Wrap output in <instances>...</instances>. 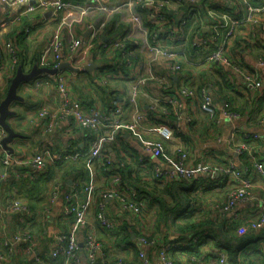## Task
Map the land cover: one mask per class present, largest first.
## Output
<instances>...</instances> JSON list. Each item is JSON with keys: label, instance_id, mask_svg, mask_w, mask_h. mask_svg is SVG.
I'll return each mask as SVG.
<instances>
[{"label": "crops", "instance_id": "crops-1", "mask_svg": "<svg viewBox=\"0 0 264 264\" xmlns=\"http://www.w3.org/2000/svg\"><path fill=\"white\" fill-rule=\"evenodd\" d=\"M79 1V0H77ZM127 0H107L109 6L114 9L111 14L93 13L94 15L84 19L80 14L75 11L74 16L67 17L61 15L56 21L47 17L45 23H40L41 14L36 12L31 14L30 20L25 21L22 19L18 24H10L6 29H0V43L3 40H11L25 55L27 62L37 56L39 60V66L47 67L50 60L48 49H46L48 40H51L53 35L57 34L67 40H81L86 38L90 33L87 31L90 26L98 27L101 23H104L102 32L100 33V43L112 41L118 37H122L127 34L131 40L138 42V46L134 47V50L139 54L137 57L145 63V67L141 71L143 76H147L150 73L154 74H168L167 68L162 64L163 60L156 61L151 66L149 62V55L146 51V39L148 29L152 24V21L148 18V12L143 9H131L127 10L123 8V4ZM193 4L184 2H174L170 7L165 10L166 15L171 20L169 29L171 28L178 34V23L191 14V20L187 23L184 31L183 47L178 48L177 43H170L165 41L163 45L170 51L181 53V65L182 72L171 76L173 85L176 88L181 83H186L194 88H199L203 84L216 82V89H214V100L219 102L221 97H227V99L234 100V104L238 109H244L241 111L242 116L238 119L229 121L220 116L219 104H217V113L214 116H209L203 113L196 102L191 103L185 98H180L179 94L176 95L179 101L184 103V107L181 114L176 116V119H169V125L172 127L174 137L171 141L163 142L165 155L174 158V154L178 148L185 149L189 152V159L196 158L204 163L212 164L215 167H221L228 162L232 163L241 169L247 170V176L251 179L253 185V193L257 200H262L264 204V179L258 174L246 158V156L237 157L233 152V143L237 144L243 141L242 134H259L261 135V148L258 156L264 158V67L260 68L256 62L258 58L264 56V36L260 32V28L264 26V15L258 17V23H245L238 26L235 30L233 37L227 40V50L233 60L238 59V53L244 47H249L248 54L246 53L244 59L246 61L247 72L251 74L256 81V86L250 87L247 82L232 69L221 67L217 64L211 63L207 60L208 52H200L194 50L192 47L193 41L199 38H207L211 33V27L215 23L207 16L208 10H214L220 14L226 13L228 16L240 19L244 16L246 3L258 5L261 1L256 2L254 0H193ZM21 9L3 7L0 4V27L8 18L16 16ZM197 13L196 17L192 20V14ZM133 15L138 16L139 22L133 23L131 17ZM36 23V32L32 31L28 35H24L23 30L29 23ZM222 34V32H221ZM103 37V39H101ZM94 41L88 50H79L80 56L78 64L83 66L87 65L91 60L95 64H99V67L93 71L92 74L87 72H72L70 70H64L65 81L71 97L79 100L86 108L94 106H107L111 109L114 103L117 101H124L130 89V85L134 81L135 77L134 68L127 69V77H121L119 73H116L109 79L107 87H103V79L98 80L96 77L97 70L101 71V64L99 63L100 52L98 51V45ZM127 45L131 46V42H127ZM248 45V46H247ZM48 47V46H47ZM212 46L210 51L212 50ZM97 54H99L97 56ZM179 58V59H180ZM238 66L237 64H234ZM33 66V65H32ZM31 66V67H32ZM31 69V68H30ZM29 69V70H30ZM28 70V71H29ZM26 71V72H28ZM81 71V69H80ZM221 72V73H220ZM224 76H227L229 83L233 85L239 95L232 93L227 89L226 84L223 81ZM121 78H124L122 80ZM41 81L39 87H35L33 82L23 83L20 86L19 93L23 98L22 102H13L10 110L15 112V115L8 119L9 125L13 130L20 135L19 138L13 140L9 146L13 149V155L20 161V164L27 162L41 147H46L50 152H56L60 150H73L79 152L81 149L86 153L89 147L88 136L85 135L83 130L76 128L73 125H69L64 121L59 122L58 126L51 134L43 132L41 127V120L37 118V110L40 106H43L51 98L56 99L58 97L56 90V83L52 78H48L46 75H42L37 79ZM226 80V79H225ZM227 81V80H226ZM175 88V89H176ZM153 97L163 99L164 94L152 83L148 84L145 89ZM242 96V97H241ZM260 96V99H259ZM1 96L0 98H2ZM249 101L246 105H243ZM139 109L146 113L148 111L147 99L143 96H139L138 99ZM243 105V106H242ZM53 107L56 104L52 105ZM126 117H129L131 109L126 104ZM185 117H191L193 121L192 126L188 127L185 122ZM158 124L152 117L146 115L145 126L150 127ZM0 131L1 128H0ZM234 137L233 143H229L228 139ZM116 147L109 148L107 153L110 155L111 160L117 162L119 157L126 159L124 165H128L131 170H135L136 182L132 183L131 190L138 192L137 187L144 193L148 194L152 185V178L147 170L140 168L137 160L132 165L130 154L132 152L142 155V150L137 137L129 132H122L119 136ZM144 138L149 140H160V137L156 134L146 131ZM220 139L221 143L218 144L217 140ZM128 150L124 151L122 150ZM117 150V151H116ZM4 154V150L0 149ZM124 159V160H125ZM150 166L164 165L163 160L147 157ZM11 165L7 168L0 167V184H2V191L0 196V250H3V244L13 242V237L21 231V229L32 231L37 242L38 249L36 252L48 251L52 239L57 232L67 231L71 224V218L63 220L61 218L63 207L65 204L64 196L77 190L80 191L82 185L86 186L92 183L97 193L104 192L109 189L110 178L107 175H101L98 170V162L92 163V169L88 167L85 169L84 164H79L70 170V173L63 177V169L59 170L57 167L48 168L45 172L34 174V184L29 183V177L27 176L28 170L31 168L27 164L18 166ZM27 165V166H26ZM149 166V167H150ZM84 168L85 177L81 178L80 173ZM103 176V177H102ZM105 176V178H104ZM108 177V180H107ZM199 177V176H198ZM94 178V181H93ZM104 178V179H103ZM202 182L198 184L200 187L204 186L206 190L203 194L200 193L199 199H201V205L205 207L208 212L209 209L217 203L224 200L227 192L232 186V183L228 181L229 177H225L219 171L211 175H200ZM96 181V182H95ZM57 185L58 197L53 202H50V193L55 189ZM9 195L14 196L16 199L25 202L34 214L33 220L29 221V224L22 222L21 216L8 214L5 210L6 197ZM9 199V198H8ZM75 203L81 204L86 201V196L83 192L73 198ZM258 201L250 204H242L235 208L233 213L227 216L228 224L224 229H232V233L236 238L248 236V238H259L257 243H250L246 248L250 249V256L247 260L251 262L261 261L262 251L264 250V228L262 232H252L250 229L244 227V221L256 218L257 212L260 208ZM200 205V207H201ZM108 214L115 220H120L124 217L119 203L116 200H110L107 202ZM47 212H43L46 210ZM145 220L142 228L147 231L149 236H153V239L157 241V245L166 244L167 241H174L177 251L174 253L176 264H191L189 261V255L193 251L199 253H207L210 248L216 247L212 241L196 242V239H192L191 235L187 237H179L175 232L168 231L164 233L160 229L155 231V228L150 225L155 214L154 211L146 205ZM209 214V213H208ZM234 215L236 219L234 220ZM95 211L93 206L89 211V220L93 224L91 232L93 236L102 245H111V238L103 233L97 222L95 221ZM166 224V227L168 228ZM217 229V228H216ZM218 230V229H217ZM131 244L118 241L110 246V252L108 254L110 259L115 257L124 261V264H140L138 259V252L142 250L146 253L148 264H158L155 250L153 247H146L138 245L136 242V236L130 234ZM134 235V236H133ZM177 235V236H176ZM133 236V237H132ZM82 240V236L80 237ZM195 242V243H194ZM198 246V247H197ZM257 247L258 251L253 250ZM19 248V245L17 246ZM16 251V249H15ZM253 251L256 252L253 254ZM1 252V251H0ZM241 252V251H240ZM237 255V262L233 264H239V260L242 258L241 254ZM260 253V254H259ZM14 263L19 264H33L32 258H25L21 254L13 257ZM12 261V263H13ZM233 261V260H232ZM11 263V264H12ZM78 264H90L80 254V260Z\"/></svg>", "mask_w": 264, "mask_h": 264}, {"label": "built area", "instance_id": "built-area-1", "mask_svg": "<svg viewBox=\"0 0 264 264\" xmlns=\"http://www.w3.org/2000/svg\"><path fill=\"white\" fill-rule=\"evenodd\" d=\"M254 1L261 2L256 6L247 2L245 14L240 19L228 16L226 13L219 15V12L208 10L207 16H210V19L215 22L211 27V33L207 38L195 39L192 43L194 50L208 52L207 60L209 62L234 70L250 87L256 86V81L246 71L232 63L227 54L226 45L227 40L233 37L238 26L245 23L257 24L258 17L264 15V0ZM174 2L194 3L193 0H127L122 6L127 10L138 8L148 12L147 16L152 21L146 39V51L150 57L149 62L162 59V64L167 68L168 74L150 73L143 76L141 71L145 67V63L133 51L125 49L127 42H131L134 47L138 46V42L131 40L125 34L114 39L111 43V48L121 50L127 67L134 68L133 76L135 79L130 85L124 101H117L114 103L113 108H109V110H104L100 106L86 108L79 100L71 97L63 74L64 70H59L55 75H46L55 81L58 97L56 99L51 98L50 101L40 106L37 110V118L41 120L42 130L46 134H51L61 121L87 132L89 147L85 154L87 155L88 167L90 162L97 161L99 169L102 170L104 167L102 160L105 159L104 170L108 169L109 171L107 165L110 164V160L106 156V151L111 147H116L118 135L122 132H129L137 137L140 143L142 150V155L138 158L140 164L144 165L148 162L147 157L164 161L165 166L152 165L153 178L158 181L181 180L189 182L200 175H211L219 171L225 177H229L228 181L232 183V186L224 200L215 204L213 209L217 218H227L230 213L234 212L236 207L258 201L252 191L253 185L251 179L247 176V170L236 167L232 161L228 162L223 168H216L196 158L190 160L189 152L182 148L177 149L174 158L166 156L163 142L173 139V130L163 124L146 127V115L139 109L138 105V99L141 95L147 99L148 109L156 115L165 113L163 104L169 105L176 116L181 114L184 107V103L166 92L173 87L171 76L181 73L183 68L180 63L181 53L168 50L163 43L165 41L171 44L177 43L178 48H182L185 37L182 31L185 30L187 23L191 20V14H189L178 23V34L171 28L169 29L168 26L170 25H167L169 20L164 12ZM0 4L21 9L16 16L8 18L1 25V31L10 24H18L22 19H25V21L30 20L29 16L36 12H40L42 19L40 23L43 24L47 21L45 14L49 12L50 19L56 21L61 15L74 16L75 11L84 19L93 13L111 14L114 11L107 0H0ZM196 15V12L192 14V20ZM131 19L133 23L139 22L136 15H133ZM35 26H37L36 23H29L24 27V33L28 35L32 31L36 32L37 28ZM103 27L104 23L96 28L90 26L87 30L90 34L81 40H67L57 34L53 35L52 39L47 42L48 47L46 46L49 53L47 60H50L47 67L57 69L60 64L67 62L75 69H82L81 64H78L80 58L78 52L79 50H88L91 44L99 38ZM260 32L264 36V26L260 28ZM211 46L213 49L210 51ZM103 47H107L106 44H103ZM247 52V47L242 48L238 58L244 57ZM132 59H135V61H131ZM17 61L16 47L11 40H3L0 43V95L6 94L10 80L15 75ZM256 64L260 68L264 67V58H258ZM105 83L106 81L103 80V84ZM150 83L164 94L163 99L153 97L145 90ZM33 85L39 87L41 81L36 79L33 81ZM176 93L179 94L180 98H185L191 103L196 102L199 109L209 116H214L218 111L210 83L203 84L198 89L189 86L187 82L181 83L176 88ZM53 104H56V106L53 107ZM126 104L131 109L129 117H126ZM219 113L223 119L229 121L240 117L237 112L232 110L230 103L226 101L219 104ZM185 122L186 124L190 123L191 117H185ZM146 131L156 134L160 137V140L145 139L144 133ZM2 135L3 130L0 131V139ZM241 137L243 141L237 144L233 143L234 137L231 136L228 139L229 143H233L232 150L234 154L237 157L246 156L253 169L264 179V158L258 156L261 148V135L256 133L242 134ZM217 143L220 144L221 140L218 139ZM0 149H2L1 145ZM3 152L4 154L0 151V167L7 168L11 163H14L13 165L19 164L18 166L27 164L34 174L45 172L49 166L57 163L63 164L75 160L81 155V153H70L67 150L51 153L46 147H41L27 162L20 164V161L13 154L8 155L5 151ZM33 173L28 174L31 180L35 178ZM59 186L57 185L50 193V202L57 199ZM80 189V191L75 190L64 196L65 204L61 218L63 220L71 218L72 221L67 231H60L54 235L48 251L36 252L38 246L35 237L31 236L26 230L21 229L13 237L11 244L8 242L3 244L5 251L4 253L0 252V261L7 263L17 246L21 244L24 245V248L20 249L22 256L32 258L33 264H78L81 253L90 264H123L120 258H109L104 246L93 236L91 232L93 224L89 220V211L93 206L95 210L94 219L98 227L109 232L114 231L117 228L118 221L111 218L107 208V202L113 199L119 203L122 212L125 214L123 220L137 231L136 242L138 245L153 247L158 264H175L171 257V250L174 245L170 243L157 245L155 239H147L145 231L138 225L143 202L137 200L135 192L123 186L119 176L113 175L111 177L107 191L97 193L92 183ZM80 192L85 194L86 201L78 204L73 201V198L77 197ZM8 198L6 197V212L21 216L22 222L29 224V221L33 220L34 217L30 208L12 195H9ZM258 203L260 208L256 218L252 220L247 218L243 223L244 227L252 232H259L264 228V204L262 200H259ZM43 212H47V209ZM233 219L238 220L236 215ZM81 236L83 240L80 238ZM138 259L140 264H148L147 255L142 250L138 252ZM189 261L193 264H233L228 253L217 247L210 248L207 253H200L198 256L190 254ZM240 264L250 263L240 260ZM252 264H264V250L262 251V260Z\"/></svg>", "mask_w": 264, "mask_h": 264}, {"label": "trees", "instance_id": "trees-1", "mask_svg": "<svg viewBox=\"0 0 264 264\" xmlns=\"http://www.w3.org/2000/svg\"><path fill=\"white\" fill-rule=\"evenodd\" d=\"M164 14H166V13L164 12ZM166 17H167V19L169 18L167 15H166ZM170 23H171V20L168 21L167 25H170ZM149 28L151 29V26ZM23 33H24V31H23ZM24 35H27V34L24 33ZM95 41L97 43H100V37ZM112 41L108 40V42H105V43L103 42V43H100V45H99V46H101L102 51L100 52V57L98 58L99 59L98 61L101 64V70H103L107 75V77L103 79L106 81V83L103 85V87H107V85L109 83V79L112 78V76L116 73H119L121 75V77L125 76L124 78H126L128 75L127 69H129V68L127 67V64L125 63V61L123 60L121 50L113 48V47L111 48ZM103 44H106L107 47H103ZM226 48H227V45H226ZM125 49H127L129 51H133L136 56L139 55L134 50L133 44H131V46H130V45H127V43H126ZM247 49L249 50V47ZM16 51H17V55H18L17 67L20 66L23 71H25V72L28 71L31 68V66L34 64L39 65V60L36 59V58H38L37 56H35L36 57L35 59L31 58L27 62L25 55L22 54V52L19 51L18 48H16ZM248 52H247V54H248ZM227 54H228V56L231 59L233 64H237L239 68L243 69L244 71H246V73L249 76H251V74H249L247 72L248 70H247L246 61H245L244 57L238 58L237 60H233L231 58L228 50H227ZM238 56H239V53H238ZM261 58H264V56ZM131 61H135V59H132ZM124 78H121V79L124 80ZM222 78H223L224 83L227 86L226 87L227 89H231L230 91L232 93H235V94L238 93L236 91V89L233 87V85L231 83H229V79L227 76H224ZM215 87H217L216 82L212 81V93L214 92V89H216ZM175 88H176V86L173 85L171 90H167L166 92L170 93L171 95L176 97L177 93H176ZM262 93H264V90ZM236 95H239V94H236ZM1 96H3V97L0 99H3L5 95H0V97ZM213 96H214V94H213ZM259 99H260V96H259ZM222 101L229 102L232 110L237 112L239 114V116H242L241 111H244V109H238L237 105L234 104V102H236V101L231 100V99H227V97H221L220 101L216 102V103L220 104ZM248 103H249V101H246V103H244L243 105H245V104L247 105ZM163 106L165 109L164 114L156 115L148 109V111H146L145 115L152 117V119L154 121L158 122V124H163V125H167L170 127L169 121H167V120L172 119V118L176 119L175 118L176 115L174 114L172 108L169 105L163 104ZM110 107L107 106L105 108L103 106V109L109 110ZM192 123H193V121L191 120L190 123H187V126L191 127ZM170 128L172 129V127H170ZM245 134H248V133H245ZM85 135L86 136L88 135L87 132H85ZM248 135H250V134H248ZM119 136L120 135H118V137H117V142L120 139ZM122 150H124V148H122ZM85 151H82L80 149L78 153H81V155L75 160H70V161L63 163V164L57 163L53 166H49L48 168L50 170L54 167L55 168L57 167V169H59V170L63 169L65 171L64 173H62L63 177L67 176L70 173V170L72 169L70 167L77 166L81 163L84 164L85 169L88 170L87 155L84 153ZM124 151H128V150L125 149ZM69 152L74 153L75 151L70 150ZM107 152L108 151H106V156H108L110 158V164L107 165V168L109 167V171H108V169L104 170L106 161H105V159H103L102 163H104V167L102 170H100L99 164H98L99 172L103 175L104 174L107 175L110 178V180H111V177L113 175L119 176L123 186L130 189L132 186V183L136 182V180H137L136 175H134L135 170L133 171L128 167V165H126V166L124 165V162H126V159L123 157H119L117 162L112 161L110 155ZM130 152H131L130 158H131L132 165H133L136 160L138 162L139 155L132 152V151H130ZM51 153H53V152H51ZM240 157H242V156H240ZM93 162L94 161H92V163ZM147 163L148 162H146L144 165H142L138 162V164L140 165V168L147 170L146 173L150 174V177L152 178V181H153L151 187H149L150 192H148V194L144 193L142 190H140L137 187V189L139 191L136 192L137 193L136 198H137V200H140L143 202V208L141 210V217L138 220V225L140 227H142L143 222L145 220V213H146L145 208L147 205V207L152 209L154 211V214H155L153 220H151L152 223H150V225H152L155 228V231H157V230L159 231L160 229H163L162 231L164 233H166L168 231H172L173 233L175 232L179 237L180 236L181 237H187V235H191V238L196 239L197 243L202 242V241H207V240L208 241L213 240V243L217 248L225 250L228 253L229 259L232 263L237 262V255L241 252H243V253L241 254L242 258L240 260H242L243 262H246V263H250V264L254 263V262L247 260L251 253H250V249H247L246 247L250 243L251 244L255 243V242L257 243L259 238H254V237L248 238V236L236 238L232 233V229H227V230L224 229L225 225L228 224L227 218H217L215 216L213 208L209 209L208 212L205 210V207L201 205V199H199V196H198V195H200V193L203 194L206 191L204 189V186L200 187V185H199L200 184L199 182H202V179L199 178L200 176L193 178L189 182H185V181H181V180L161 182V181H158V180L153 178L152 165L150 166ZM207 164H209V163H207ZM89 165H91V162L89 163ZM209 165L213 166L212 164H209ZM226 165L221 166V167H216V168H223ZM84 172L85 171L83 168L81 170L79 177L84 178L85 173L87 174V171L85 173ZM29 173H33L32 170H30V169L28 170V173H27L28 177H29V175H28ZM35 178L33 180H31L29 177V183L34 184ZM82 186L84 187V185H82ZM0 189L2 191V189H3L2 184H0ZM17 200H20V199H17ZM200 205H201V207H200ZM31 213H32V211H31ZM17 216H19V215H17ZM116 221H118L117 228L112 232L106 231V230L101 229V228H99V229L103 233H105L108 236V238H111L110 239L111 245L115 244V242H118L120 240H121L120 242L124 241L127 244H131V242H130L131 235L130 234L133 233L137 237L138 236L137 231L135 230V228L133 226H130L127 222H125L123 220V218H121L120 220H116ZM176 221H179V223H176ZM167 223L170 224V225H168V228L166 227ZM26 231L31 236H34L32 231H28V230H26ZM144 231H145V235L148 237L147 239L150 240L153 238V236L148 235L146 230H144ZM259 232L261 233L262 231H259ZM167 243L174 245V248L171 250V257L173 258V260L175 262V258L173 255L177 251L176 244L174 241H167ZM111 245H108V244L103 245L105 251L107 252V255L110 252V250H108V249H110ZM21 248H24V245L19 244V248H16V251L11 255V258L8 260V262L3 263L0 261V264H11L13 261V257L15 255H18V254L22 255V252L20 250ZM253 250H255L256 252H260V251H258L257 247H255ZM0 251L2 253H4L5 249L3 248V250H0ZM256 252L253 251V254H255ZM192 254H193V256H198L200 253L197 251L196 252L193 251V252H191V255ZM116 258L117 257H115L114 259H116ZM259 259L262 260V257H260ZM240 260H239V262H240ZM139 263H140V261H139ZM12 264H19V263H16V262L14 263V261H13ZM123 264H124V261H123ZM175 264H176V262H175ZM191 264H193V263H191Z\"/></svg>", "mask_w": 264, "mask_h": 264}, {"label": "water", "instance_id": "water-1", "mask_svg": "<svg viewBox=\"0 0 264 264\" xmlns=\"http://www.w3.org/2000/svg\"><path fill=\"white\" fill-rule=\"evenodd\" d=\"M46 17L50 16V12L45 14ZM103 39V37H101ZM99 67V64H95L91 60L87 65L83 66L80 70L75 69L70 63L64 62L59 65L57 69L39 66L34 64L28 72L22 70L20 66L17 67L15 75L11 79L7 92L3 99H0V128L3 130V135L0 139V145L8 155L13 154V149L9 146L16 138L20 135L16 133L13 128L9 125L8 119L15 115L10 107L13 102H22L23 98L19 95L18 90L21 84L30 83L38 79L42 75H55L59 70H70L72 72H87L92 74L95 69ZM134 236V235H133ZM132 236V237H133Z\"/></svg>", "mask_w": 264, "mask_h": 264}, {"label": "rangeland", "instance_id": "rangeland-1", "mask_svg": "<svg viewBox=\"0 0 264 264\" xmlns=\"http://www.w3.org/2000/svg\"><path fill=\"white\" fill-rule=\"evenodd\" d=\"M3 7L4 8H6V6L5 5H3ZM94 14H92L90 17H92ZM98 48H99V50L98 51H102V48H101V46H99L98 45ZM98 55V54H97ZM154 64H156L155 62H153V63H151V66L152 65H154ZM96 77H98V80H101V79H104V78H106L107 77V75H106V73L103 71V70H97V74H96ZM29 83V82H28ZM27 83V84H28ZM31 83V82H30ZM19 89H20V87H19ZM18 93H19V90H18ZM19 95H21L20 93H19ZM109 160H110V158H109ZM89 168H91L92 169V163H91V165H89ZM101 175H103V174H101ZM103 177V176H102ZM104 178H105V176H104ZM103 178V179H104ZM107 180H108V177H107ZM93 181H94V178H93ZM96 182V181H95ZM34 215V214H33ZM176 223H179V221H176Z\"/></svg>", "mask_w": 264, "mask_h": 264}, {"label": "clouds", "instance_id": "clouds-1", "mask_svg": "<svg viewBox=\"0 0 264 264\" xmlns=\"http://www.w3.org/2000/svg\"><path fill=\"white\" fill-rule=\"evenodd\" d=\"M11 81V80H10Z\"/></svg>", "mask_w": 264, "mask_h": 264}]
</instances>
